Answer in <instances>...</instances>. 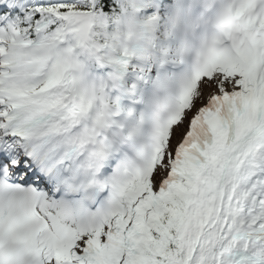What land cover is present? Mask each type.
Here are the masks:
<instances>
[{"label": "snow or ice", "instance_id": "snow-or-ice-1", "mask_svg": "<svg viewBox=\"0 0 264 264\" xmlns=\"http://www.w3.org/2000/svg\"><path fill=\"white\" fill-rule=\"evenodd\" d=\"M0 264H264V0H0Z\"/></svg>", "mask_w": 264, "mask_h": 264}]
</instances>
